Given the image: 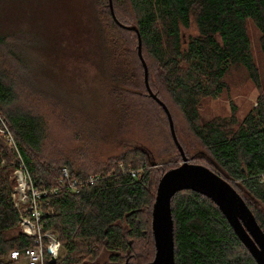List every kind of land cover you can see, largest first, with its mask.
I'll use <instances>...</instances> for the list:
<instances>
[{
	"label": "trees",
	"instance_id": "16d2710c",
	"mask_svg": "<svg viewBox=\"0 0 264 264\" xmlns=\"http://www.w3.org/2000/svg\"><path fill=\"white\" fill-rule=\"evenodd\" d=\"M107 6L109 0L99 1V16L105 19L113 56L128 60L138 57L145 84L138 34L120 26L110 6V13L102 12ZM127 9L133 21L118 20L138 27L151 88L167 106L161 94L169 95L188 124L185 139L177 134L187 157L204 159L208 167L230 180L264 231V89L242 120L235 114L202 120L200 114L203 99L216 98L227 90L225 78L234 66L244 67L249 78L263 88L248 21L260 31L264 55V0H127ZM110 19L113 22L108 28ZM193 23L197 33L184 41L182 29ZM29 71L17 36L0 34V113L15 135L36 185H55L63 167L76 178L91 172L104 175L80 193L63 192L50 198L54 213L45 216V227L58 234L65 250L56 264H145L153 260L152 213L158 184L167 170L180 163L149 168V152L137 145L105 161L89 159L85 165L76 164L70 157L47 154L43 120L21 107L20 95ZM127 76L133 79L130 70ZM168 123L170 126L169 119ZM121 163L141 168V175L133 177ZM17 164V154L0 137V264H25L8 258V253L35 244L20 226V212L11 195L10 174ZM171 207L176 264H258L207 196L182 190L173 196ZM104 252L108 256L100 263Z\"/></svg>",
	"mask_w": 264,
	"mask_h": 264
},
{
	"label": "rangeland",
	"instance_id": "374dc122",
	"mask_svg": "<svg viewBox=\"0 0 264 264\" xmlns=\"http://www.w3.org/2000/svg\"><path fill=\"white\" fill-rule=\"evenodd\" d=\"M99 1L0 0V34L17 36L19 49L30 68L26 74L28 83L20 95L21 107L43 120L44 150L49 155L70 157L76 164L85 165L89 159L105 161L137 145L149 152V168L179 164L182 158L172 139L167 116L147 92L139 58L113 56L105 19L99 16ZM112 1L119 20L128 24L133 21L127 0ZM109 6L102 12L110 13ZM111 22L110 19L108 28ZM248 32L263 88L249 78L244 67H232L225 78L227 90L216 98L202 100V120L228 118L233 114L242 120L256 105L264 89V55L260 31L252 20L248 21ZM196 33L194 23L183 28V40L188 41ZM145 57L148 61L147 54ZM129 70L132 80L127 76ZM152 91L156 92L154 88ZM161 95L170 107L176 134L185 139L188 124L169 95L163 92ZM191 161L208 165L204 159ZM123 167L133 177L141 175V168ZM61 254H65L63 248ZM107 256L104 252L100 263Z\"/></svg>",
	"mask_w": 264,
	"mask_h": 264
},
{
	"label": "water",
	"instance_id": "95a60500",
	"mask_svg": "<svg viewBox=\"0 0 264 264\" xmlns=\"http://www.w3.org/2000/svg\"><path fill=\"white\" fill-rule=\"evenodd\" d=\"M114 20L122 27L138 34V54L144 66L145 84L149 94L167 113L173 140L182 155L183 161L167 170L161 177L153 206L152 229L156 253L153 260L145 264H176L174 219L171 202L173 196L182 190H193L210 198L223 212L237 236L245 244L258 264H264V231L255 214L231 181L208 167L192 162L186 155L176 134L172 114L168 106L152 91L149 84V69L142 53V38L136 25L121 23L114 11L113 1L109 0ZM52 257L50 263L54 264ZM125 264H128L126 262Z\"/></svg>",
	"mask_w": 264,
	"mask_h": 264
},
{
	"label": "built area",
	"instance_id": "2783aa9c",
	"mask_svg": "<svg viewBox=\"0 0 264 264\" xmlns=\"http://www.w3.org/2000/svg\"><path fill=\"white\" fill-rule=\"evenodd\" d=\"M0 137L17 154L18 164L13 171L15 186L12 199L20 212L22 230L35 241L33 246L13 249L8 253V258L25 264H51L50 259L55 257L56 264L61 256L63 244L57 233L45 227V216L54 213L49 206L50 198L63 192L80 193L101 180L104 175L91 173L84 178H76L67 167H63L55 185L38 186L22 156L15 135L1 114ZM262 179L264 180V175Z\"/></svg>",
	"mask_w": 264,
	"mask_h": 264
}]
</instances>
